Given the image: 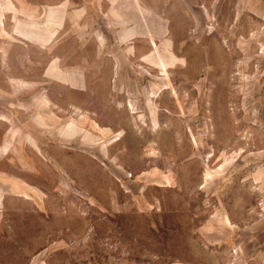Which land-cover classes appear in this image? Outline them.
I'll use <instances>...</instances> for the list:
<instances>
[{
    "label": "rangeland",
    "instance_id": "obj_1",
    "mask_svg": "<svg viewBox=\"0 0 264 264\" xmlns=\"http://www.w3.org/2000/svg\"><path fill=\"white\" fill-rule=\"evenodd\" d=\"M0 264H264V0H0Z\"/></svg>",
    "mask_w": 264,
    "mask_h": 264
},
{
    "label": "crops",
    "instance_id": "obj_2",
    "mask_svg": "<svg viewBox=\"0 0 264 264\" xmlns=\"http://www.w3.org/2000/svg\"><path fill=\"white\" fill-rule=\"evenodd\" d=\"M132 33V32H131ZM130 33V36L133 34H131ZM25 36H27V34L25 35ZM53 37H54V34L52 33V34H50V36L49 37H47V38H42L41 36L40 37H36V40L37 41H39V42H42L43 44H46V43H49L50 42V40L51 39H53ZM163 64H165L164 62H163Z\"/></svg>",
    "mask_w": 264,
    "mask_h": 264
}]
</instances>
